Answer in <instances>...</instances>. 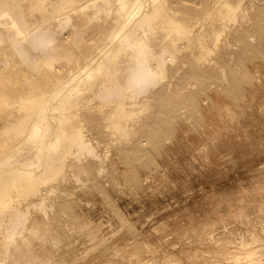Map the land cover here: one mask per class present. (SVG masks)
I'll return each instance as SVG.
<instances>
[{"label":"bare ground","instance_id":"1","mask_svg":"<svg viewBox=\"0 0 264 264\" xmlns=\"http://www.w3.org/2000/svg\"><path fill=\"white\" fill-rule=\"evenodd\" d=\"M254 54L264 58V0H0V264H68L59 220L82 214L72 215L71 185L97 188L111 151L120 164L149 162L208 84L240 92ZM129 167L123 180L134 189ZM249 220L235 238L217 240L210 228L217 249L188 264H264V224ZM85 226L96 249L108 245L102 228Z\"/></svg>","mask_w":264,"mask_h":264},{"label":"rangeland","instance_id":"2","mask_svg":"<svg viewBox=\"0 0 264 264\" xmlns=\"http://www.w3.org/2000/svg\"><path fill=\"white\" fill-rule=\"evenodd\" d=\"M262 56L254 54L245 61V70L251 77L241 82L240 92L235 96L227 97L213 84H208V92L198 96L196 111L178 119L170 135L151 149L153 159L149 162L120 164L116 153L111 151L110 159L114 161L110 162L107 169L113 171L112 164L116 162L117 174L107 170L110 173L100 175L98 189L90 182L86 186L81 183L71 185L74 187H70L74 193L73 201L76 199L74 203L80 202L79 207L73 206L75 209L73 208L72 215L78 217L84 212V216L80 214L81 218L79 215V222L76 223L70 214H63L59 220V226L63 227H60L61 230L64 231L65 228V234L68 233L66 243L59 250L63 261L67 258L66 262L72 264L78 257L73 264H162L169 256H173L188 264L192 254L204 256L207 251L217 249V242L207 235L210 228L214 229L211 233L214 232V237L218 240L235 238L236 234L245 232L249 218L254 225L258 221L264 224V204H261L264 203ZM225 104L231 107V111L227 112ZM103 145L98 147L101 154L106 151ZM128 166H136L134 168L139 176L134 189L128 187L124 176L126 172L123 173L128 171ZM111 176L117 178L111 179ZM101 182L104 184L102 189ZM105 189L108 192L104 194L102 191ZM108 193L111 198L106 197ZM107 206L115 208L114 211ZM240 207L242 211L247 210L248 220L240 216L241 213L245 214V211L240 212ZM117 211L127 217L132 228H126L120 223V219L116 217ZM70 218L73 222L69 221ZM86 223L102 228V236H111H106L108 245L105 248L96 249V242L90 237ZM228 231L235 234L230 235ZM67 243L69 246L66 248ZM89 245L94 251L88 248ZM74 246L78 249H74ZM90 250L94 253H89ZM85 251H88V256ZM76 252L79 256L84 254L79 257L78 254L75 255ZM63 253L65 257L62 256ZM130 253L133 254L129 256Z\"/></svg>","mask_w":264,"mask_h":264}]
</instances>
